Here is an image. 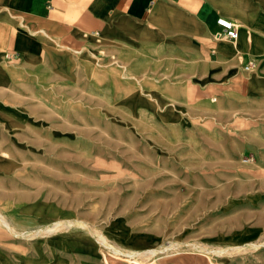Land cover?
<instances>
[{"label": "rangeland", "instance_id": "rangeland-1", "mask_svg": "<svg viewBox=\"0 0 264 264\" xmlns=\"http://www.w3.org/2000/svg\"><path fill=\"white\" fill-rule=\"evenodd\" d=\"M109 78L2 91L0 245L40 264H264V102L171 122Z\"/></svg>", "mask_w": 264, "mask_h": 264}, {"label": "crops", "instance_id": "crops-1", "mask_svg": "<svg viewBox=\"0 0 264 264\" xmlns=\"http://www.w3.org/2000/svg\"><path fill=\"white\" fill-rule=\"evenodd\" d=\"M218 17L234 40L215 38ZM92 73L171 122L227 99L262 105L264 0H0L1 109L3 90H54ZM14 250L3 242L0 264H40Z\"/></svg>", "mask_w": 264, "mask_h": 264}, {"label": "built area", "instance_id": "built-area-1", "mask_svg": "<svg viewBox=\"0 0 264 264\" xmlns=\"http://www.w3.org/2000/svg\"><path fill=\"white\" fill-rule=\"evenodd\" d=\"M216 25L219 27V31L214 34L215 38H225L234 40L237 36L236 27L230 20L218 17L215 20Z\"/></svg>", "mask_w": 264, "mask_h": 264}]
</instances>
